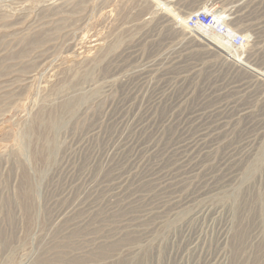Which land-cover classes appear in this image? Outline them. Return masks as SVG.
Wrapping results in <instances>:
<instances>
[{
    "label": "rangeland",
    "instance_id": "rangeland-1",
    "mask_svg": "<svg viewBox=\"0 0 264 264\" xmlns=\"http://www.w3.org/2000/svg\"><path fill=\"white\" fill-rule=\"evenodd\" d=\"M255 71L264 0H0V264H264Z\"/></svg>",
    "mask_w": 264,
    "mask_h": 264
},
{
    "label": "built area",
    "instance_id": "built-area-1",
    "mask_svg": "<svg viewBox=\"0 0 264 264\" xmlns=\"http://www.w3.org/2000/svg\"><path fill=\"white\" fill-rule=\"evenodd\" d=\"M232 20L226 15H218L214 10L207 8L187 17L184 28L189 33L204 30L213 33L230 45L232 49H241L247 44L243 34L231 26Z\"/></svg>",
    "mask_w": 264,
    "mask_h": 264
},
{
    "label": "bare ground",
    "instance_id": "bare-ground-1",
    "mask_svg": "<svg viewBox=\"0 0 264 264\" xmlns=\"http://www.w3.org/2000/svg\"><path fill=\"white\" fill-rule=\"evenodd\" d=\"M207 8H209V7H206V8H204V9H207ZM204 9H202V10H204ZM168 13H170V10H168ZM218 14V13H217ZM218 15H226L228 18H229V16L227 15V14H218ZM189 17V16H188ZM174 19H176V18H174ZM186 19H187V17L186 16H184V21H183V24H182V22H181V24H179V27L180 28H184V25H185V21H186ZM230 19V18H229ZM178 27V28H179ZM233 29H235V28H233ZM200 30V29H199ZM235 30H237V29H235ZM200 31H204V30H200ZM238 31V30H237ZM204 33H206L208 36H209V38L208 39H204L203 40V42L204 43H206L207 45H209V46H213V47H216V50L217 51H219V52H222L224 55H226V56H230V57H234L233 55V51H235V49H232L231 47H230V45L229 44H227L226 42H224L222 39H220L219 37H217V36H215L213 33H209V32H206V31H204ZM196 35V34H195ZM243 36L247 39V44L244 46V47H248L249 46V43L251 42V38L249 39V38H247V35H245V34H243ZM249 36V35H248ZM201 37V36H200ZM202 39V38H201ZM243 47V48H244ZM243 48H241V49H243ZM236 50H240V49H236ZM234 59V58H233ZM237 61V60H236ZM238 62V61H237ZM249 70V69H248ZM254 74H255V76H257L258 78H263L264 77V75L263 74H261L260 72H258V71H255V72H253ZM249 90V89H248ZM243 98V97H242ZM142 117V116H141ZM120 121V120H119ZM145 122V121H144ZM218 132V133H217ZM200 133V132H199ZM214 134H217V135H219L220 134V132L219 131H212L211 133H206V134H201L200 136H199V138H198V140L197 141H195V146H200L201 145V143H205L206 141H207V139H208V137H210V136H214ZM215 137V136H214ZM246 138V137H245ZM183 144V143H182ZM193 144V143H192ZM249 144V143H248ZM254 144V143H253ZM195 148V147H194ZM123 149V148H122ZM176 151V150H175ZM246 151V150H245ZM214 152V151H213ZM229 152V151H228ZM151 153V152H150ZM246 154H248V153H246ZM184 156V155H183ZM214 162V161H213ZM140 164V163H139ZM187 168V167H186ZM130 175V174H129ZM237 177H239V176H237ZM183 188V187H182ZM180 189V188H179ZM210 189V188H209ZM135 196V195H134ZM169 199V198H168ZM177 200V199H176ZM199 202V201H198ZM195 204V203H194ZM161 215V214H160ZM217 215V214H216ZM74 219V218H73ZM136 228V227H135ZM7 230V229H6ZM8 231V230H7ZM116 231V230H115ZM8 233H9V231H8ZM15 234V233H14ZM74 234V233H73ZM132 234V233H131ZM91 235V234H90ZM89 235V236H90ZM49 236V235H48ZM68 236V235H67ZM77 236V235H76ZM7 238V237H6ZM106 238V237H105ZM123 238V237H122ZM137 239V238H136ZM8 240V239H7ZM68 240V239H67ZM100 241V240H99ZM122 242V241H121ZM90 243V242H89ZM8 244V243H7ZM137 244V243H136ZM4 245V244H3ZM13 246V245H12ZM84 251V250H83ZM89 253V252H88ZM44 255V254H43ZM98 255V254H97ZM58 259V258H57ZM55 260V259H54ZM89 260V259H88ZM215 260V259H214ZM46 261V260H45ZM66 262V261H65ZM79 262V261H78ZM94 261H90L89 263H93ZM96 263H98L99 261H95ZM100 262H102V261H100ZM74 264V263H73ZM77 264V263H76Z\"/></svg>",
    "mask_w": 264,
    "mask_h": 264
}]
</instances>
